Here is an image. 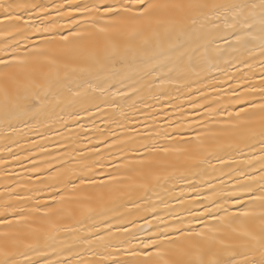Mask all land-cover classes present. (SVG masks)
<instances>
[{
    "label": "snow or ice",
    "instance_id": "obj_1",
    "mask_svg": "<svg viewBox=\"0 0 264 264\" xmlns=\"http://www.w3.org/2000/svg\"><path fill=\"white\" fill-rule=\"evenodd\" d=\"M0 264H264V0H0Z\"/></svg>",
    "mask_w": 264,
    "mask_h": 264
}]
</instances>
